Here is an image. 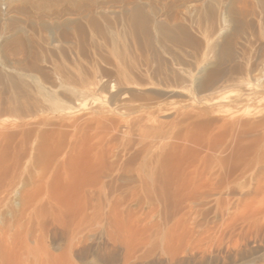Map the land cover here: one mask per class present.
<instances>
[{"label":"rangeland","instance_id":"obj_1","mask_svg":"<svg viewBox=\"0 0 264 264\" xmlns=\"http://www.w3.org/2000/svg\"><path fill=\"white\" fill-rule=\"evenodd\" d=\"M116 45L79 48L54 43L46 51L36 46L35 60L26 59L24 52H0V72L22 78L21 83L4 76L0 80V236L10 243L26 237L32 249L47 254L38 255L36 264H125L127 253L133 257L127 264H176L171 262L174 250L165 252L161 245L171 249L179 244L176 238L200 237L203 227L210 231L217 222L213 199L196 200L209 178L220 179L209 174L210 162L232 155L243 159L255 143H262L264 151V57L255 49L226 62L223 67L230 75L220 83L197 91L176 76L156 75V65L140 73L136 66L141 61ZM119 55L126 61L119 62ZM185 56H179L180 62L173 59L172 66L177 62V67L194 73L200 57ZM118 67L127 75L128 87L118 85ZM136 83L140 88L161 85L140 90ZM165 85L171 92L156 91ZM254 94L260 99H253ZM154 102L168 112L157 115ZM234 143H239L236 150ZM137 173L185 182L187 193L183 189L178 195H161L140 189ZM44 178L46 193L40 189ZM38 190L51 198L42 195L35 208L38 215L28 218L21 212L23 199ZM70 236V241L64 238ZM164 237L174 239L168 243ZM11 248L10 260L22 251ZM187 257L180 254L178 259L187 264Z\"/></svg>","mask_w":264,"mask_h":264},{"label":"bare ground","instance_id":"obj_2","mask_svg":"<svg viewBox=\"0 0 264 264\" xmlns=\"http://www.w3.org/2000/svg\"><path fill=\"white\" fill-rule=\"evenodd\" d=\"M39 33L46 34L43 36L41 34L39 35ZM36 34L39 35H37L38 39L37 36L35 37ZM105 42H109L115 46L118 44V48L121 46L123 47L122 49L128 51L126 54L128 57L141 61L139 66L135 65L138 67V69H135L139 72H148L151 65H156L154 69L156 75H170L168 77L173 75L197 91L209 90L220 83L225 75H230V71L228 72L223 65L236 57L238 53H243L247 48H251L255 49L256 52L264 57V0H0V52L3 55L6 54L7 56V54H11L16 56L20 54L21 56L22 52H24L23 55L26 53V59L35 60L36 57H39L35 54L36 46H39L38 48H41L42 51H46L45 49H48L54 43L57 45L69 44V46L73 44L76 45L75 47L79 46V48L93 46L102 48L100 44ZM182 53L186 55L185 57H200L199 64L197 63L193 70L194 73H190L182 67H177V65L179 66L177 62V65L172 66L171 61H177V59L179 61L181 58L179 56ZM120 55L122 56L121 53ZM120 55L118 56L119 62L121 59H124V57L119 59L121 57ZM132 69L134 68L132 67ZM154 72L151 73L154 74ZM123 73L124 70L123 72L121 69L118 70V75L121 76V78L118 77V79H121V83L118 85L127 86L130 82L126 78L127 75ZM3 76L5 78L8 77L11 81H18L21 78L20 76L19 79L16 78L18 74L0 72V80ZM149 81L147 80V83ZM137 86L136 88L138 89L139 87L140 90L142 88L146 89L149 86L156 87L148 84L145 88ZM167 86H161L160 90L158 89L156 91L162 95L167 94L171 92L169 90H172ZM127 87L124 88L127 89ZM133 89L135 90V88ZM254 97L253 99H260L256 97V94H254ZM152 99L151 101H153ZM154 100L158 101V99ZM151 104L154 105L153 103ZM156 106L157 115H164L163 113L168 112V108H163V105ZM231 124L233 125V122ZM256 144H253L254 148L248 147V150H252V153H249L250 155L248 154L249 157L246 154L247 157L244 156L245 158L237 160L232 155L227 157V159L218 157L213 162H210V164L207 162L212 167V171H209V174H217V177L220 179L213 178L217 181L211 182V178H209L210 182L207 180L208 184H204V187L200 188L196 198H201L199 199L201 201L207 197L213 199L217 222H215L210 231L203 230L204 227L202 229L200 228L202 230L199 234L200 237H193V234H191L192 237L176 238L175 240L179 244L173 245L175 247L172 246L173 248L171 249L169 244L165 245V247L161 245V249L165 250V252L167 250H174L171 262L184 264V261L181 262L182 260L178 259V256L183 254L184 256H188L186 259L187 264L264 263V161H262V153L264 151H262V147L260 148L262 143H260V146ZM237 145L234 143L233 149H238L239 146ZM239 151L237 150V152ZM232 153L234 152L232 151ZM207 170L210 169L206 167ZM207 174L202 175L205 176ZM202 175L200 174V176ZM212 176L214 177L215 175ZM136 178H138L137 186L140 189L159 191L158 193H161V195L165 191L172 192L174 195L181 194V191L183 193V189L185 190L183 185L187 184L184 182L181 185L179 181L173 178L170 179L167 175L163 174L146 173L139 175L137 173ZM247 179L249 180L248 182ZM37 184H39V180ZM43 184L42 186L40 185V189L43 187L46 193V180ZM235 188H238L239 192L237 190L238 197L234 200V196L236 195ZM35 192L33 194L31 193L29 197L25 196L23 202L21 201L23 207V211L21 209V212L26 214L28 218L38 215L35 212V208L38 207L36 206L38 204L37 201L43 198L42 195L44 197L46 196L43 191V194L42 192L40 194L39 190ZM169 192L168 194L170 195ZM47 197L44 199L50 200L51 197ZM59 197L61 198V196ZM175 197L178 198L177 196ZM54 199L53 197L51 201L53 200L54 202ZM50 208L52 209L53 207L50 206ZM37 209L41 208L39 207ZM22 238L24 240H21V242L17 240V242L15 241L16 244L12 242L13 245L6 237L0 238V264H11L13 262L12 260H16L17 257L16 264H36L37 256L44 252L37 250L35 247L36 250L32 249L26 243L28 239L26 240V237ZM64 238H67V241L73 239L71 236ZM164 238L165 242L168 239V243L170 238L174 239V237ZM35 239L33 238L34 243ZM162 241L164 243L163 238ZM11 245L14 246L12 248L15 250L18 248V252L22 250L21 253L19 252L17 255V252L10 247ZM10 248L14 253L16 252L17 256L15 259H12V257V260H10V255H8ZM13 252L12 255L14 254ZM44 255L47 254H42V257ZM43 258H41V261ZM130 258L133 257H130L129 253H127L124 258V263L127 264Z\"/></svg>","mask_w":264,"mask_h":264}]
</instances>
